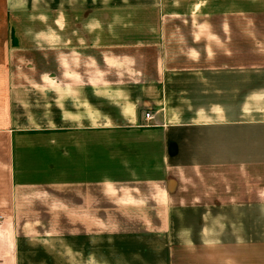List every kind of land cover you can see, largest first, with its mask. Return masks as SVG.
<instances>
[{
	"label": "crops",
	"instance_id": "crops-1",
	"mask_svg": "<svg viewBox=\"0 0 264 264\" xmlns=\"http://www.w3.org/2000/svg\"><path fill=\"white\" fill-rule=\"evenodd\" d=\"M0 14V264H264V0Z\"/></svg>",
	"mask_w": 264,
	"mask_h": 264
},
{
	"label": "rangeland",
	"instance_id": "rangeland-1",
	"mask_svg": "<svg viewBox=\"0 0 264 264\" xmlns=\"http://www.w3.org/2000/svg\"><path fill=\"white\" fill-rule=\"evenodd\" d=\"M2 19H3V16L0 14V21H2ZM203 22L204 23L215 22L214 15L203 16ZM215 43H216L215 40L205 41L207 72L219 69L218 61H217L219 52H218V47L215 45ZM180 51L186 52L187 54H192L194 50H180Z\"/></svg>",
	"mask_w": 264,
	"mask_h": 264
},
{
	"label": "built area",
	"instance_id": "built-area-1",
	"mask_svg": "<svg viewBox=\"0 0 264 264\" xmlns=\"http://www.w3.org/2000/svg\"><path fill=\"white\" fill-rule=\"evenodd\" d=\"M145 116H146L147 119L151 118V115L149 113H145Z\"/></svg>",
	"mask_w": 264,
	"mask_h": 264
}]
</instances>
